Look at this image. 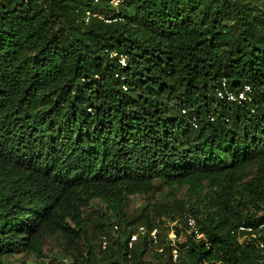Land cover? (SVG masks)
Wrapping results in <instances>:
<instances>
[{
  "label": "trees",
  "instance_id": "trees-1",
  "mask_svg": "<svg viewBox=\"0 0 264 264\" xmlns=\"http://www.w3.org/2000/svg\"><path fill=\"white\" fill-rule=\"evenodd\" d=\"M87 9L110 21L85 22ZM222 80L248 97H219ZM157 180L214 187L189 204L203 237L176 240L175 260L158 210L185 203L123 208ZM93 199L111 211L98 254ZM51 236L84 242L68 264H152L150 248L156 264H264V0H0V264L44 256Z\"/></svg>",
  "mask_w": 264,
  "mask_h": 264
},
{
  "label": "rangeland",
  "instance_id": "rangeland-1",
  "mask_svg": "<svg viewBox=\"0 0 264 264\" xmlns=\"http://www.w3.org/2000/svg\"><path fill=\"white\" fill-rule=\"evenodd\" d=\"M246 173L243 175L242 180L248 181L250 180L254 174L259 173L261 171V166L259 163L252 164L251 167L246 168ZM156 181V189L152 196H145L143 194H136L128 196L125 205L123 206L124 210L127 214L136 215L141 210L143 206H148V204H153L154 202L160 207L164 203H173L176 202H183L186 205V211L183 213V216H180L177 207L174 212L163 211L162 208H159L158 212L159 215L162 216L161 218L165 221V225L159 226L158 232L160 233L161 239L165 242L170 238V233L173 232L172 227L177 224L179 228V233L175 236L177 242H183L188 234L183 228L184 224V216L190 214L188 209L190 208L189 204L194 203L195 200H200L202 196L206 193L214 190V187L206 184L202 189L197 192H192L188 189L187 186L182 187H168L166 185H161ZM198 206L202 204V202H197ZM168 206V208H170ZM158 208V207H157ZM149 209V208H148ZM203 210V208H201ZM111 214L110 209L108 208V203L100 200V199H93L89 206L83 207V216L86 219L87 225V236L89 238V242L92 244L95 253L97 247V239L95 238L96 235L99 236L103 233V227L99 228L102 223H105V215ZM185 214V215H184ZM171 217L175 218V221L171 219ZM115 218V217H112ZM131 218V217H130ZM159 218V216H157ZM161 219V220H162ZM116 220V219H114ZM108 231V228L105 229ZM98 233L96 234V232ZM174 233V232H173ZM113 237L108 235V243H110ZM240 241H242L243 237H239ZM84 243V242H83ZM82 242H79L78 246L72 247L65 246L66 243L63 239L59 238L58 236H51L48 238V241L43 249L44 256L38 257L33 254H28L26 252H19L14 253L12 255L6 256V260L9 261L11 264H40L43 259H49L52 261H58L63 258H66L69 262L72 257L67 253L71 252L74 256L80 251H84L85 246ZM65 244V245H64ZM66 247H70L68 250H65ZM264 249V246H261ZM67 249V248H66ZM154 249H149L146 254L144 255V260L147 262H151L152 264L157 263V259L154 255ZM161 262V261H159Z\"/></svg>",
  "mask_w": 264,
  "mask_h": 264
},
{
  "label": "built area",
  "instance_id": "built-area-1",
  "mask_svg": "<svg viewBox=\"0 0 264 264\" xmlns=\"http://www.w3.org/2000/svg\"><path fill=\"white\" fill-rule=\"evenodd\" d=\"M97 1V0H94ZM122 0H110V4L112 6H117L118 4L121 3ZM92 17H98L99 19H102L105 22H109L110 19H108V17H105L103 14L98 13V12H92L89 9L85 10L83 19L85 22H88ZM121 64H125L124 63V58L121 57V59L119 60ZM250 91V87L248 85H245L243 87V89L238 90V91H229L226 89L225 84H224V80H222V87L219 88L217 90V95L221 98H225L226 100H230V101H235L240 103L242 100H245L248 97V93ZM184 112V110H182ZM185 222H186V230L188 231V233H191L195 236L196 239H201L203 237V233L199 231V229L197 228V222L196 219L194 218L193 215L188 214L185 218ZM114 228H117L116 225H114ZM247 231L250 230V227H246V226H239L238 227V232L240 231ZM145 232V228L144 226H139L138 231L136 233H133L130 237V240L128 242V246L130 247L132 242L135 241L138 237L139 233H144ZM170 238L169 241L171 242V246H172V258L175 260L177 258V247H176V239L175 236L176 234L171 232L170 234ZM151 238L153 239V241H156V230L153 229L150 233ZM247 236L246 234L240 236V237H245ZM252 237H256L254 234H251ZM106 239L103 238L102 241V247L104 248L106 246ZM260 246H263L262 243H260ZM159 251L162 250V248L160 247L158 249ZM42 264H49L48 261H44ZM59 264H68V261L66 258H63L60 260Z\"/></svg>",
  "mask_w": 264,
  "mask_h": 264
},
{
  "label": "clouds",
  "instance_id": "clouds-1",
  "mask_svg": "<svg viewBox=\"0 0 264 264\" xmlns=\"http://www.w3.org/2000/svg\"><path fill=\"white\" fill-rule=\"evenodd\" d=\"M194 124V123H193ZM194 126H196L195 124H194ZM188 215V214H187ZM186 215V216H187ZM139 228V227H138ZM145 228V227H144ZM153 230V229H152ZM151 230V231H152ZM156 230V229H155ZM172 230V229H171ZM138 231V229L136 230V232ZM145 231H146V229H145ZM151 231H150V233H151ZM136 232H134V233H136ZM174 232V231H173ZM139 234H143V233H139ZM138 234V235H139ZM151 237V236H150ZM138 238V237H137ZM169 239V238H168ZM103 241V240H102ZM106 241H107V239H106ZM136 241V240H135ZM102 243V242H101ZM107 244V243H106ZM44 261H48V263H50V261H49V259H43L41 262H40V264H42ZM58 262H60V260H58Z\"/></svg>",
  "mask_w": 264,
  "mask_h": 264
}]
</instances>
